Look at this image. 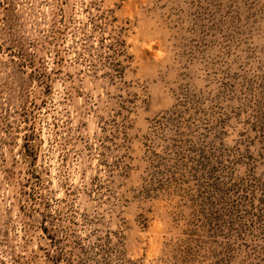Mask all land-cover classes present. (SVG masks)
<instances>
[{
    "label": "rangeland",
    "instance_id": "374dc122",
    "mask_svg": "<svg viewBox=\"0 0 264 264\" xmlns=\"http://www.w3.org/2000/svg\"><path fill=\"white\" fill-rule=\"evenodd\" d=\"M0 264H264V0H0Z\"/></svg>",
    "mask_w": 264,
    "mask_h": 264
}]
</instances>
